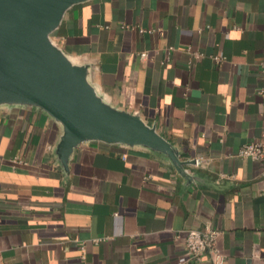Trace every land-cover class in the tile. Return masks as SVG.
Masks as SVG:
<instances>
[{
  "label": "crops",
  "instance_id": "crops-1",
  "mask_svg": "<svg viewBox=\"0 0 264 264\" xmlns=\"http://www.w3.org/2000/svg\"><path fill=\"white\" fill-rule=\"evenodd\" d=\"M50 38L105 103L202 164L89 142L64 171L59 124L2 106L0 264H194L182 238L206 226L222 264H264V161L237 156L264 144V0H87Z\"/></svg>",
  "mask_w": 264,
  "mask_h": 264
},
{
  "label": "water",
  "instance_id": "water-1",
  "mask_svg": "<svg viewBox=\"0 0 264 264\" xmlns=\"http://www.w3.org/2000/svg\"><path fill=\"white\" fill-rule=\"evenodd\" d=\"M87 0H0V107L37 108L59 124L55 154L64 171L81 144L141 146L165 155L172 167L193 160L178 152L137 114L114 109L89 81V67L71 61L50 35L65 12Z\"/></svg>",
  "mask_w": 264,
  "mask_h": 264
},
{
  "label": "built area",
  "instance_id": "built-area-1",
  "mask_svg": "<svg viewBox=\"0 0 264 264\" xmlns=\"http://www.w3.org/2000/svg\"><path fill=\"white\" fill-rule=\"evenodd\" d=\"M258 94L264 96V85ZM237 156L252 161H264V144H245L239 149ZM201 164V159L196 158L193 160L194 166L199 167ZM217 236L218 232L208 226L201 231H185V235L182 238L181 248L187 257V260L194 264H201L204 261H207L209 264H222L224 261V255L216 247ZM97 241L98 240H95L94 242Z\"/></svg>",
  "mask_w": 264,
  "mask_h": 264
}]
</instances>
